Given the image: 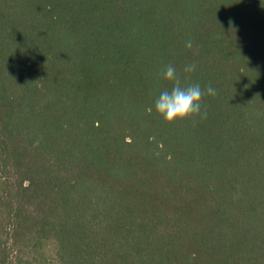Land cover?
<instances>
[{
	"label": "trees",
	"instance_id": "trees-1",
	"mask_svg": "<svg viewBox=\"0 0 264 264\" xmlns=\"http://www.w3.org/2000/svg\"><path fill=\"white\" fill-rule=\"evenodd\" d=\"M0 264H264V0H0Z\"/></svg>",
	"mask_w": 264,
	"mask_h": 264
},
{
	"label": "clouds",
	"instance_id": "clouds-1",
	"mask_svg": "<svg viewBox=\"0 0 264 264\" xmlns=\"http://www.w3.org/2000/svg\"><path fill=\"white\" fill-rule=\"evenodd\" d=\"M186 48L191 49L193 42H186ZM196 65L189 64L184 68V72L191 74L195 71ZM163 78L172 87L160 92L154 102L156 114L168 125L178 121L195 120L196 118L206 119L207 112H202V101L205 95L214 96L216 90L208 86L202 90L198 83L182 82L180 75L174 65L168 64L162 71Z\"/></svg>",
	"mask_w": 264,
	"mask_h": 264
}]
</instances>
